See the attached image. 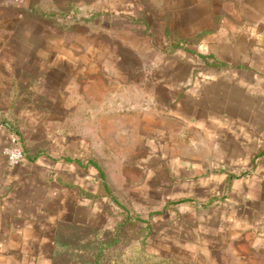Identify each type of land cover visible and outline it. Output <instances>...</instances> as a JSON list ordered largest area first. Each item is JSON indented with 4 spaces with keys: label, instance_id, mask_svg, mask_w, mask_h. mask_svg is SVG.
Returning a JSON list of instances; mask_svg holds the SVG:
<instances>
[{
    "label": "crops",
    "instance_id": "obj_1",
    "mask_svg": "<svg viewBox=\"0 0 264 264\" xmlns=\"http://www.w3.org/2000/svg\"><path fill=\"white\" fill-rule=\"evenodd\" d=\"M136 1L174 50L166 78L180 90L147 173L145 194L161 209L150 237L164 255L264 264V0ZM13 134L0 123V264H51L60 224L104 221L107 198L87 195L99 170L67 138L11 166Z\"/></svg>",
    "mask_w": 264,
    "mask_h": 264
},
{
    "label": "rangeland",
    "instance_id": "obj_2",
    "mask_svg": "<svg viewBox=\"0 0 264 264\" xmlns=\"http://www.w3.org/2000/svg\"><path fill=\"white\" fill-rule=\"evenodd\" d=\"M36 7L58 13L47 19ZM167 47L136 0H0L1 117L29 151L81 139L104 172V221L66 231L94 242L73 260L90 264L98 241L110 238L102 264H204L175 248L161 254L158 234L150 237L161 209L145 194L147 173L165 129H174L180 91L166 78Z\"/></svg>",
    "mask_w": 264,
    "mask_h": 264
},
{
    "label": "trees",
    "instance_id": "obj_3",
    "mask_svg": "<svg viewBox=\"0 0 264 264\" xmlns=\"http://www.w3.org/2000/svg\"><path fill=\"white\" fill-rule=\"evenodd\" d=\"M33 14L38 15V16H43L44 18L50 19V14H56L58 12L49 10L45 11L42 8L36 7V8H31L30 9ZM0 123L9 125L12 128V131L17 134L21 140V143L23 145L24 153L25 156H27L29 159H35L38 156L44 155L46 152L44 151H29L27 148V145L25 144V141L21 135V132L16 128V126L8 121L6 118L1 117L0 114ZM90 165H96L99 170V177H100V187L98 189L97 193H88L87 195L90 196L93 199H102L104 197V172L103 169L97 165V164H92L91 160H88L87 166ZM184 201H189L188 198H183L182 200L177 201L178 203ZM74 229H79V231H84L87 228L90 230H97V227L99 228L100 226H90L86 224H77V223H62L58 226V229L56 231L55 235V242H54V251H53V256H52V263L51 264H83L80 261V258L76 259L71 257V255L74 256V254L79 253L78 251L81 249H87L92 247L93 241L90 243L88 241L87 243L84 242V240H81V237H74V235L69 234L68 231L70 228ZM100 229V228H99ZM85 233V232H84ZM82 233V234H84ZM81 235V233H80ZM112 240V239H111ZM106 242H110V238L108 240L104 241H98V245L96 244L95 250L96 253L92 255V260H90V264H102L101 263V248L104 246ZM111 245V242H110ZM73 246L76 247V250H73ZM109 264H119V262H110ZM159 264H168L166 260Z\"/></svg>",
    "mask_w": 264,
    "mask_h": 264
},
{
    "label": "built area",
    "instance_id": "obj_4",
    "mask_svg": "<svg viewBox=\"0 0 264 264\" xmlns=\"http://www.w3.org/2000/svg\"><path fill=\"white\" fill-rule=\"evenodd\" d=\"M6 159L9 165L15 166L25 159V153L21 140L17 134L12 135L11 144L4 149Z\"/></svg>",
    "mask_w": 264,
    "mask_h": 264
}]
</instances>
